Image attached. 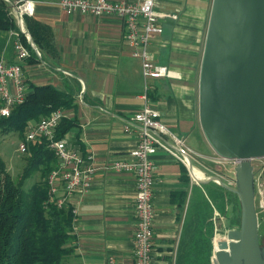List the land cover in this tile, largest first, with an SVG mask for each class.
I'll use <instances>...</instances> for the list:
<instances>
[{
  "label": "crops",
  "instance_id": "1",
  "mask_svg": "<svg viewBox=\"0 0 264 264\" xmlns=\"http://www.w3.org/2000/svg\"><path fill=\"white\" fill-rule=\"evenodd\" d=\"M33 1V15L26 18L35 22L32 30L40 45L34 43L37 52L22 62L26 85L51 84L72 97L70 108L62 109L63 118L71 125L64 137L84 158L92 153L94 163L100 166L106 159L126 156L135 149L138 136L135 127L127 132L124 126L142 109L144 80L140 60L131 56L123 40L122 19L87 11L66 13L58 0ZM210 1L154 3L156 12L175 17L162 19V33L151 43L156 63L171 69V77L155 81L151 99L160 120L198 153L187 167L161 151L152 157L157 164L152 198L154 264H201L208 253L211 259L214 238L235 229L230 223L239 199L218 192L220 185L209 180L215 176L222 181L209 166L214 162L213 149L203 138L197 118L198 70ZM26 18L23 30L27 31ZM17 35L15 29H0V58L16 60ZM135 180L129 171L100 170L87 191L77 190L66 199L74 218L69 244L74 250L64 257L63 264H108L109 257H114L116 264L133 261ZM209 193L215 203L207 198ZM204 200L212 212L213 226L205 243L193 233L197 216L206 215Z\"/></svg>",
  "mask_w": 264,
  "mask_h": 264
},
{
  "label": "built area",
  "instance_id": "2",
  "mask_svg": "<svg viewBox=\"0 0 264 264\" xmlns=\"http://www.w3.org/2000/svg\"><path fill=\"white\" fill-rule=\"evenodd\" d=\"M7 5L8 16L14 19L15 24L23 29L26 16L33 15L36 3L33 0H2ZM155 0H58L63 12L87 11L97 16L114 14L123 21L125 29L123 40L133 58L140 60L142 78L144 80L141 91L142 109L128 118L124 131L130 132L132 126L136 128L138 136L135 149L124 157L115 156L103 161L100 166L94 163L92 153L85 158L79 149L68 144L65 137L55 138L56 130L64 117V110L57 109L45 115L39 121H30L25 129L24 137L19 145L21 152L27 153L28 145L38 138H46L47 146L54 152L57 167L46 176L49 199L55 205H66V199L75 191H87L96 172H131L135 175L134 216L135 232L133 241V261L129 264H154L153 255V220L154 202L152 201L156 163L152 157L156 152H163L173 159L182 162L186 167L191 159L198 156L191 148L186 146L183 136L174 133L168 125L160 120L159 109L153 105L151 92L156 80L171 77L168 65L157 64L155 55L151 50V43L163 29L162 19L174 18L164 12H156ZM14 62L0 58V119L11 115L16 105L25 102L28 86L23 79L22 62H26L30 50L19 39L15 42ZM36 51V48H34ZM215 165L228 162L233 170L235 161L212 156ZM252 182L254 184V207L258 214L264 215V157L253 159ZM233 184V177L229 185ZM108 264H116L114 257H109Z\"/></svg>",
  "mask_w": 264,
  "mask_h": 264
},
{
  "label": "water",
  "instance_id": "3",
  "mask_svg": "<svg viewBox=\"0 0 264 264\" xmlns=\"http://www.w3.org/2000/svg\"><path fill=\"white\" fill-rule=\"evenodd\" d=\"M197 83V118L216 157L237 161L234 187L209 180L239 199L237 229L214 238L210 264H264L252 182L264 157V0H212ZM34 44L30 32L21 30Z\"/></svg>",
  "mask_w": 264,
  "mask_h": 264
},
{
  "label": "trees",
  "instance_id": "4",
  "mask_svg": "<svg viewBox=\"0 0 264 264\" xmlns=\"http://www.w3.org/2000/svg\"><path fill=\"white\" fill-rule=\"evenodd\" d=\"M33 24L35 22L32 19L26 18L25 25L31 33L33 42L39 47L40 43L32 30ZM0 29H15L18 39L29 47L33 56V46L26 39L25 34L16 27L14 19L8 16L7 5L2 0H0ZM25 98V102L11 110L10 116L0 119L1 133L18 132L23 139L30 120H39L41 116L57 109H68L73 100L71 96L55 89L51 84L42 86L29 84ZM59 124L55 135L57 139L63 138L71 128L65 118H62ZM47 142L46 138H38L28 145L30 156L19 175L18 182L13 180L8 168L0 159V264H63L64 257L74 250L69 245L74 236L72 208L66 205L59 207L49 199L46 176L58 164ZM37 171L41 174V181L33 183L29 188L24 187V183ZM216 189L220 193L224 191V194L232 196V193L223 187L217 186ZM207 198L212 203L216 202L211 193ZM202 205L207 209L206 215L202 213L197 216L193 233L195 236L199 235L205 243L211 238L212 212L206 200ZM235 211L230 225L237 229L239 205L236 206ZM209 259L210 253L205 260L204 258L201 260V264H210Z\"/></svg>",
  "mask_w": 264,
  "mask_h": 264
},
{
  "label": "rangeland",
  "instance_id": "5",
  "mask_svg": "<svg viewBox=\"0 0 264 264\" xmlns=\"http://www.w3.org/2000/svg\"><path fill=\"white\" fill-rule=\"evenodd\" d=\"M204 34H205V30H204ZM202 46H203V42H202ZM22 140H23L22 136L19 135L18 132L15 133L9 131V132L1 133L0 131V159L8 168V171L11 174L13 180L17 182L19 181L18 180L19 175L21 174L22 170L25 167L24 165L27 163V159H29L30 156V152L28 151V148H27V153L21 152L19 150V145L22 142ZM209 166H211L214 172L217 173L216 175L219 179L221 177L222 179L221 182L228 184L231 182L232 177H234V171L231 170V167L228 164V162L221 163L220 165H215V163L212 162V165ZM38 181H41V174L39 171L34 173L31 179L26 181L23 186L29 188L30 186L33 185V183ZM229 187H234V185L230 184ZM256 217L258 224V229H257L258 238L260 239V243L262 244L264 243V215L258 214Z\"/></svg>",
  "mask_w": 264,
  "mask_h": 264
},
{
  "label": "bare ground",
  "instance_id": "6",
  "mask_svg": "<svg viewBox=\"0 0 264 264\" xmlns=\"http://www.w3.org/2000/svg\"><path fill=\"white\" fill-rule=\"evenodd\" d=\"M198 170V169H197ZM203 179V178H202Z\"/></svg>",
  "mask_w": 264,
  "mask_h": 264
}]
</instances>
